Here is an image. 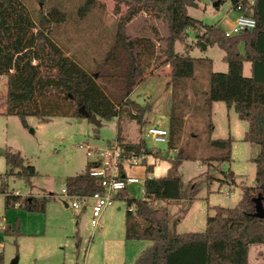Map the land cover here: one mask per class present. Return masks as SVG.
I'll use <instances>...</instances> for the list:
<instances>
[{
  "label": "rangeland",
  "instance_id": "374dc122",
  "mask_svg": "<svg viewBox=\"0 0 264 264\" xmlns=\"http://www.w3.org/2000/svg\"><path fill=\"white\" fill-rule=\"evenodd\" d=\"M94 1L86 16L80 15L79 10L87 0H47L44 3L26 0L25 3L36 21L40 14L47 15L52 9L66 14V22L52 25L50 29L47 24L46 33L67 57L75 59L86 70L93 73L103 70L106 75L109 69L111 77H101L98 82L110 97L118 96L120 101L126 91V70L121 68L113 76L108 67L112 65L106 59L116 46L117 33L129 11L130 1ZM188 13L206 25H218L225 32L232 29L230 20L238 17L231 0H200ZM124 34L128 40H152L157 58L146 71L143 83L136 85L129 99L120 106V120L97 118L102 122L97 127L88 118H51L43 122L29 117L28 127H24L18 117L0 116V188L1 177L9 172L4 155L6 151H12L19 153L26 165L34 167L37 176L32 179V187L23 179L7 178L5 184L9 193L24 199L55 195L47 203L45 213H30L21 206L7 209L5 195L0 191V247L5 264H135L152 246L149 241H127L125 238L126 199L145 198L146 176L129 171L142 183L132 185L122 193L121 198L103 213L98 227L92 225L93 201L79 202L80 209L75 210L67 207L72 201L62 196L67 179L87 170L86 147L103 149L116 142L119 126L127 143L136 144L142 140L149 149L163 151L157 167L166 164L170 172L179 157L187 159L180 166L178 175L186 191L190 183H200L197 198L172 202L169 206L158 203L159 207L169 208L171 226L179 220L178 234L205 232L207 218L215 216L216 207L233 209L241 201L243 190L254 188V159L260 148L244 141L248 123L240 120L235 109H228L223 102L214 103L211 115L206 106L211 75L228 72L224 51L217 46L206 49L197 46V36L191 30L186 44L178 42L175 50L200 61L195 65L192 78L172 83L171 68L161 53L165 44L157 39L168 36L167 24L151 11L144 10L125 24ZM187 45L190 48L187 49ZM121 57L125 58L123 54ZM122 62L121 66H125V60ZM251 75V64L245 63L244 76ZM6 98L7 78L0 77V104ZM132 101L149 108L142 123L131 117V114H139L131 106ZM172 118L178 129L174 148L153 144L147 137L149 128L170 131ZM228 139L232 140V160L215 161L221 153L210 146V141ZM149 163L155 164V161L149 159ZM228 173L234 174V181L226 175ZM228 192L229 197L226 196ZM9 228L11 235L6 234ZM259 247L254 245L250 249L251 264H264V249Z\"/></svg>",
  "mask_w": 264,
  "mask_h": 264
},
{
  "label": "trees",
  "instance_id": "16d2710c",
  "mask_svg": "<svg viewBox=\"0 0 264 264\" xmlns=\"http://www.w3.org/2000/svg\"><path fill=\"white\" fill-rule=\"evenodd\" d=\"M25 1L0 0V77L7 78V98L0 104V116L18 117L24 127H28L29 117L43 122L68 117L91 120L92 116L102 121L120 120V106L129 99L136 85L143 83L146 71L157 58L152 40H128L124 34L125 24L144 10L151 11L167 24L168 36H158L157 39L165 44L161 53L171 68L172 83L192 78L195 65L200 61L175 50L178 42L186 44L191 30L197 36V46H217L224 51L228 72L211 75L206 106L211 115L213 104L223 102L228 109H235L240 120L248 123L244 141L260 148L258 157L254 159V188L243 190L242 199L235 208L216 207L215 216L207 218L205 232L178 234L176 226L179 220L171 226L169 208L159 207L158 203L164 202L169 206L172 202L193 201L200 192V183H190L188 191L184 189L178 170L187 160L185 158L179 157L174 161L172 170L163 178L149 177L154 169L150 166L144 182L145 198L126 199L125 238L127 241L152 243L135 264H250L251 247L264 245V220L254 217L253 202L259 194L264 195V0H255L253 6L246 0H231L235 11L241 5V13L257 22L254 30L232 37H227L219 26L206 25L189 15L188 10L197 7L200 0H129L130 8L122 19L124 22H121L117 33L116 46L106 59L112 65L108 67L113 76L121 68L126 70V91L120 101L118 96L110 97L98 82L101 77H111L109 69L106 75L103 70L99 73L86 70L75 59L67 57L46 33L47 24V29H50L52 25L66 22V14L52 9L47 15L40 14L36 21ZM32 1L44 3L47 0ZM94 3V0H87L79 10L80 15L86 16ZM122 54L125 58L121 57ZM122 59L125 66H121L124 63ZM245 63L252 65L251 77L244 76ZM130 104L139 113L131 114V117L142 123L149 108L133 101ZM82 108H85L87 116L81 113ZM173 124L172 118L170 149L174 148L178 134ZM116 142L129 152L145 149L146 153L153 155V150L142 140L136 144L127 143L121 136L120 126ZM210 146L221 153L215 161L232 160L231 139L211 140ZM4 156L9 172L1 177L0 191L5 195L6 208L21 206L30 213H45L47 203L55 195L24 199L9 193L5 184L7 178L23 179L32 187L37 171L26 165L19 153L6 151ZM155 157L159 158L160 153ZM89 168L88 164L84 174L67 179L66 189L71 196L90 197L102 192L100 182L90 176ZM226 175L234 181V174ZM11 231L9 228L6 234L11 235ZM0 264H5L3 253L0 254Z\"/></svg>",
  "mask_w": 264,
  "mask_h": 264
},
{
  "label": "built area",
  "instance_id": "2783aa9c",
  "mask_svg": "<svg viewBox=\"0 0 264 264\" xmlns=\"http://www.w3.org/2000/svg\"><path fill=\"white\" fill-rule=\"evenodd\" d=\"M250 6L254 5L255 0H246ZM242 6L237 8L238 17L235 19L232 29L225 32L227 37H232L252 31L257 27L254 18L247 17L241 13ZM147 137L156 145L169 146L170 131L160 127H151L148 130ZM153 147V146H152ZM87 157L90 165L89 174L92 178L97 179L102 187V192L96 193L90 197L71 196L67 189L62 190V196L72 201L68 207L75 210L80 209L79 202L93 201L92 206V225L98 227L103 213L112 207L116 201L121 198V194L126 192L130 186L141 184L142 180L137 176L130 175L129 171L134 168L154 167L155 164L149 163V159H155V154L160 151L152 148L153 155L146 153L143 149L141 152H129L122 148L117 142L109 144L103 149L86 147ZM157 159V158H156ZM146 180V179H145ZM145 182V181H144ZM229 197V192L226 194ZM3 253L0 247V254Z\"/></svg>",
  "mask_w": 264,
  "mask_h": 264
},
{
  "label": "crops",
  "instance_id": "0c3cea01",
  "mask_svg": "<svg viewBox=\"0 0 264 264\" xmlns=\"http://www.w3.org/2000/svg\"><path fill=\"white\" fill-rule=\"evenodd\" d=\"M189 11V10H188ZM237 13V12H236ZM238 14V13H237ZM236 19V18H235ZM235 19L234 20H230V25H233V23H234V21H235ZM218 26V25H217ZM221 28V27H220ZM251 72H252V65H251ZM169 80H167V82H168ZM169 93V92H168ZM214 105V104H213ZM213 107V106H212ZM102 123V122H101ZM115 142V141H114ZM113 142V143H114ZM110 144V143H109ZM108 144V145H109ZM112 144V143H111ZM107 145V146H108ZM95 148V147H94ZM169 148V147H168ZM161 153H160V157L159 158H155V159H152L153 161H155V166H154V169H153V174H152V176L151 177H153L154 176V174H156V176H154L155 178H163V177H165L169 172L167 171V166H166V164H164L163 166H161V165H159L158 164V167H157V162H160V160L162 159V155H163V151H160ZM151 164H153V163H151ZM136 172V173H139V174H141L142 176H146L147 177V171L145 170V169H143V168H134V169H132V172ZM133 172V173H134ZM67 207H68V205H67ZM260 248H263L264 249V245H260V247L258 248V249H260ZM255 251V250H254ZM253 251V252H254ZM253 252H252V254H253ZM251 264V263H250Z\"/></svg>",
  "mask_w": 264,
  "mask_h": 264
},
{
  "label": "water",
  "instance_id": "95a60500",
  "mask_svg": "<svg viewBox=\"0 0 264 264\" xmlns=\"http://www.w3.org/2000/svg\"><path fill=\"white\" fill-rule=\"evenodd\" d=\"M204 48L206 49V46L204 45ZM81 113L85 116L88 115V113L85 111V108L81 109ZM91 122L93 125L100 127L101 121L97 119V116H92ZM253 202L255 204V213L254 217L264 220V195L259 194L256 198L253 199Z\"/></svg>",
  "mask_w": 264,
  "mask_h": 264
}]
</instances>
